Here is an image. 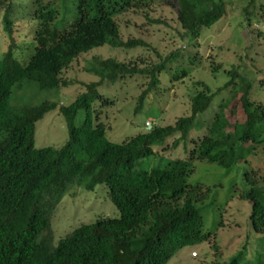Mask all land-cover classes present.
<instances>
[{
  "label": "trees",
  "instance_id": "trees-1",
  "mask_svg": "<svg viewBox=\"0 0 264 264\" xmlns=\"http://www.w3.org/2000/svg\"><path fill=\"white\" fill-rule=\"evenodd\" d=\"M147 1L151 0H32L30 21L37 22L33 50L21 61L15 55L13 0H0L3 29L10 41L0 58V264H168L178 251L212 236L204 230L201 208L207 191L201 184L189 182L196 162L216 165L227 173L239 169L245 185L239 196L251 206V233L264 242V175L249 170L251 159L264 154V105L254 100V81L238 68L227 73L229 81L215 92L198 82L196 86L203 89L192 97L189 117L174 126H152L121 144L110 142L105 125L97 121L93 105L112 104L98 87L122 77L147 75L151 82L140 98L143 105L160 85L161 73L178 60L180 52L145 69L111 58H93L87 71L100 80L86 85V92L59 108L69 132V140L61 148L35 147L36 123L55 111L57 102H11L14 91L24 88L43 92L68 87L63 72L93 49L105 45L126 50L149 48L142 40L118 38L115 21L128 8ZM179 4L184 39L196 41L204 28L226 14L228 0H179ZM255 6L254 15L251 9ZM244 15L247 21L253 16L264 24V0H249ZM189 58L194 65L199 57L196 53ZM189 72L177 71L173 79L183 80ZM228 89L207 132L192 140L187 157L167 159L162 168H139L144 159L156 157L155 148H164L169 138L179 134L178 143L187 144L191 132L201 126V115ZM81 113L84 117L79 121ZM99 184L106 185L119 218L81 225L56 246L51 245L46 233L53 207L71 186L94 191ZM246 252L247 245L224 264H240ZM262 253L259 257L254 253L255 264H264Z\"/></svg>",
  "mask_w": 264,
  "mask_h": 264
},
{
  "label": "rangeland",
  "instance_id": "rangeland-1",
  "mask_svg": "<svg viewBox=\"0 0 264 264\" xmlns=\"http://www.w3.org/2000/svg\"><path fill=\"white\" fill-rule=\"evenodd\" d=\"M248 1L228 0L226 14L213 26L204 28L197 42L184 39V30L178 19L179 0H151L128 8L115 19L118 38L123 41L142 40L150 45L149 48L126 50L105 45L81 54L63 72L62 80L69 83L68 87L43 92H37L35 88L14 91L11 98L13 104L38 105L45 100L59 104L55 111L36 123L35 147L57 149L69 140L67 123L59 108L73 103L86 92V85L100 80L87 71L93 58H111L130 67L145 69L158 65L171 53L180 52L178 60H173L161 73L160 85L144 99L143 105H140V98L151 82L147 75L122 77L115 83L104 82L98 87L100 95L112 101V104L102 107L96 102L93 105L99 118L97 121L105 125L106 138L116 144L148 132L150 127L146 126L147 122L152 126L167 127L174 126L181 118L189 117L191 99L198 89H203L196 84L203 82L215 92L229 81L227 73L234 67L254 81V100L264 105V24L253 16L247 21L244 9ZM257 7L251 9L254 15ZM33 8L32 0L12 2L15 55L21 61L26 60L33 50V28L37 23L30 21ZM2 16L3 13L0 14V58L10 44L3 29ZM195 43H198L196 50ZM196 53L199 58L192 65L189 55ZM182 69H190L188 76L183 80H174L176 72ZM230 90L217 96L211 107L201 115V126L191 132L187 144L183 141L178 143L179 134L171 137L164 148H155L156 157L144 159L139 168H162L167 159L187 157L192 140H199L207 132L219 104ZM83 117L84 113H81L79 121ZM249 166V170L264 175V154L252 158ZM195 167L189 182L199 183L207 191L201 208L204 230L212 236L207 242L178 251L168 264L229 263L246 245L247 257L240 264L248 261L255 264L252 257L254 253L256 257L263 255L264 242L261 236L251 233V206L239 196L245 188L242 176H238L239 169L227 173L225 169L206 162H196ZM102 218H119L106 185L99 184L94 191L73 185L53 207L51 228L46 235L51 245L56 246L61 238L81 225L93 224Z\"/></svg>",
  "mask_w": 264,
  "mask_h": 264
},
{
  "label": "built area",
  "instance_id": "built-area-1",
  "mask_svg": "<svg viewBox=\"0 0 264 264\" xmlns=\"http://www.w3.org/2000/svg\"><path fill=\"white\" fill-rule=\"evenodd\" d=\"M146 126L151 127L152 124H151L150 122H147V123H146Z\"/></svg>",
  "mask_w": 264,
  "mask_h": 264
},
{
  "label": "clouds",
  "instance_id": "clouds-1",
  "mask_svg": "<svg viewBox=\"0 0 264 264\" xmlns=\"http://www.w3.org/2000/svg\"><path fill=\"white\" fill-rule=\"evenodd\" d=\"M151 128V127H150Z\"/></svg>",
  "mask_w": 264,
  "mask_h": 264
}]
</instances>
